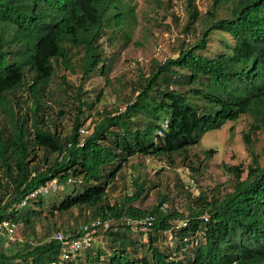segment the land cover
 <instances>
[{
  "label": "trees",
  "instance_id": "16d2710c",
  "mask_svg": "<svg viewBox=\"0 0 264 264\" xmlns=\"http://www.w3.org/2000/svg\"><path fill=\"white\" fill-rule=\"evenodd\" d=\"M223 8L227 14H221ZM188 9L189 35L201 12L193 0ZM134 13L132 0H0V111L6 116L0 121V222L12 219L34 233L7 248V238L0 234V264L59 259L61 244L50 238L59 229L46 238L35 230L46 194L20 206L54 179L73 187L54 204L51 215L77 208L85 223L109 222L108 228H99L105 229L110 252H95L93 243L83 251L88 252L86 261L81 252L64 264L264 263V159L254 152L247 170L228 167L234 174L231 191L222 196L219 187L211 194L202 192L186 211L170 205L163 209L167 195L159 196L152 208L134 205L146 190L139 180L135 193L121 203H111L109 197L110 186L131 157L187 159L207 132L243 115L253 119L244 133L251 146V134L264 129V0H212L197 41H183L177 57L153 58L149 72L140 71L135 96L125 109L100 113L84 138L79 129L87 118V101L82 87L70 86L66 75L60 81L79 102L71 132L58 130L48 112L57 67L75 70L72 49L83 51L82 81L96 71L106 74L105 31L115 25L129 34ZM22 84L32 99L25 112L13 102ZM214 151L207 150L206 157ZM129 219L146 222L132 224ZM136 229L146 240L135 237ZM168 233L177 238L176 245L165 244Z\"/></svg>",
  "mask_w": 264,
  "mask_h": 264
},
{
  "label": "rangeland",
  "instance_id": "374dc122",
  "mask_svg": "<svg viewBox=\"0 0 264 264\" xmlns=\"http://www.w3.org/2000/svg\"><path fill=\"white\" fill-rule=\"evenodd\" d=\"M193 2L201 14L188 35L186 27L191 20L188 0H132L135 22L129 34L113 25L106 29L103 36L106 74L96 71L82 81L79 65L83 51L73 48L71 54L75 70L66 69L63 64L57 67L51 85L53 94L46 100L49 105L48 112L58 130H63L64 135L69 134L79 111V102L70 86H81L84 91L82 98L87 101L84 118L85 115L87 118L83 120V126L92 131L100 113L125 109L127 103L135 96L134 87L140 71L148 73L153 58L165 61L167 58L177 57L183 41L196 42L200 32L207 26L206 12L211 7L212 0ZM224 9L221 10L223 15L228 12ZM62 75H66L69 87L60 81ZM13 102L22 112L32 105L26 85L22 84L16 90ZM5 119V114L0 111L1 123ZM252 121V117L243 115L236 121H228L221 129L207 132L198 145L189 149L187 159L182 155H175L173 162H168L167 158L152 156L131 157L109 188L111 203H121L126 196H132L136 191L135 180L146 184L142 198L134 202V205L142 208H152L158 202L159 196L167 195L168 200L164 204L186 211L193 197L202 192L211 194L212 190L219 187L217 193L222 196L231 191L234 174L228 170L229 166L240 165L247 170L252 162L251 152L256 153L260 160L264 159V129L251 134V146L244 139V133L250 129ZM210 149L215 151L207 158L206 151ZM197 168L200 170L196 171ZM246 175L247 171L243 173V178ZM193 178L196 181L195 186L190 184ZM47 186L49 188L44 206L38 209L39 214L35 218V230L39 237L46 238L56 229L70 233L72 229L76 231L90 223H85L87 218L81 217L77 208L63 213L55 211V214L51 215L54 204L60 202L62 194L73 186L60 185L57 179L49 182ZM138 231L139 229H136L135 237L138 240H146V235L142 236ZM28 234L30 237L34 235L31 230H25L22 224H19L15 239L6 236L4 247H15L17 240H23ZM93 236L95 252L98 248L110 252L105 229L97 228ZM167 237L166 245H176L177 238L175 240L171 233H168ZM87 253H81L83 261L87 260Z\"/></svg>",
  "mask_w": 264,
  "mask_h": 264
},
{
  "label": "built area",
  "instance_id": "2783aa9c",
  "mask_svg": "<svg viewBox=\"0 0 264 264\" xmlns=\"http://www.w3.org/2000/svg\"><path fill=\"white\" fill-rule=\"evenodd\" d=\"M167 126V124H165ZM90 129V128H89ZM88 127L81 126L79 132L81 136L84 138L86 135L90 134L91 129L89 130ZM162 133V131H159ZM191 186L196 185L195 178L191 180ZM48 186L43 185L39 189L32 192L30 195H27L20 203V206H25L28 204L29 199L36 198L40 194L48 193ZM163 209L168 208L167 204H164ZM152 216H149L146 220H151ZM129 223L138 224L146 222L145 220H128ZM103 226L104 228H108L109 222L102 221L100 219L94 220L89 225L81 226L76 234L67 233L63 230H59L55 232L50 238L55 239L60 242L61 244V253L59 259L57 261L52 262L51 264H64L71 259H74L77 255H79L84 250H88L93 246L94 243V236L93 232ZM18 230V224L15 223L12 219H5L0 222V234L7 236L10 239H15V235Z\"/></svg>",
  "mask_w": 264,
  "mask_h": 264
}]
</instances>
